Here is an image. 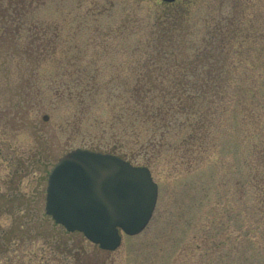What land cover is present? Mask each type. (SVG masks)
Segmentation results:
<instances>
[{"label":"rangeland","instance_id":"rangeland-1","mask_svg":"<svg viewBox=\"0 0 264 264\" xmlns=\"http://www.w3.org/2000/svg\"><path fill=\"white\" fill-rule=\"evenodd\" d=\"M235 9L249 14L254 37L264 35V0H0V237H11L0 244L9 251L0 264H264L245 165L254 140L239 112L216 116L212 145L194 149L185 143L190 129L161 136L127 101L146 71L187 72L180 62L203 47L208 23ZM174 13L185 29L175 50L166 41ZM262 37L252 57L264 56ZM160 55L166 60H154ZM255 63L240 65L229 84L253 74ZM77 148L153 162L152 220L115 251L46 214L49 173Z\"/></svg>","mask_w":264,"mask_h":264},{"label":"trees","instance_id":"trees-1","mask_svg":"<svg viewBox=\"0 0 264 264\" xmlns=\"http://www.w3.org/2000/svg\"><path fill=\"white\" fill-rule=\"evenodd\" d=\"M174 11L178 13V9ZM168 16L173 23L171 27L176 31L170 32L166 41L170 42V49L175 50L178 38L185 31L184 22L180 21V16L176 18L175 13ZM248 16L247 12L235 9L231 15L212 19L208 23L209 31L203 47L193 54L190 62L186 61L187 57L180 62L190 67L187 72L168 75L167 72L151 74L154 72L146 71L139 76L138 82L141 84L129 91L127 101L131 103L128 108L142 109L144 123L151 124L153 132L160 130L161 136L166 132L163 130L170 131L176 126L182 131L190 129L192 133L185 143L194 149H204L207 140L212 145L216 116L226 114L231 108L237 110L240 114V129L254 140L245 165L249 183L254 189L259 225L264 228V56L250 55L254 42L263 45L259 37L263 39L264 35L254 37L250 25L252 21ZM158 47L167 56L169 52L163 51L164 43L155 45L156 52H159ZM178 56L177 53H170L169 60L177 65ZM160 58L154 60H166L161 55ZM254 60L258 69L247 77L246 73H240L238 82L241 83L230 85L229 82L236 81L234 77L239 66L247 65L249 61L254 63ZM171 79L173 82L164 84ZM146 166L151 168L153 162L150 160ZM8 241L7 238L5 243L8 244ZM2 248L6 251L0 250L1 254L9 252L6 247ZM75 264H84L82 258L77 257Z\"/></svg>","mask_w":264,"mask_h":264},{"label":"water","instance_id":"water-1","mask_svg":"<svg viewBox=\"0 0 264 264\" xmlns=\"http://www.w3.org/2000/svg\"><path fill=\"white\" fill-rule=\"evenodd\" d=\"M158 194L148 167L77 148L49 174L46 212L67 231L81 232L101 249L115 251L123 234L138 235L147 227Z\"/></svg>","mask_w":264,"mask_h":264},{"label":"flooded vegetation","instance_id":"flooded-vegetation-1","mask_svg":"<svg viewBox=\"0 0 264 264\" xmlns=\"http://www.w3.org/2000/svg\"><path fill=\"white\" fill-rule=\"evenodd\" d=\"M179 0H177L175 3H177ZM175 3H173V4H175ZM173 4H171V5H173ZM12 233V232H11ZM7 238H8V240L10 241V239H11V237H7V236H2V237H0V244H2V242H6L7 241ZM8 244H10V242H8Z\"/></svg>","mask_w":264,"mask_h":264}]
</instances>
